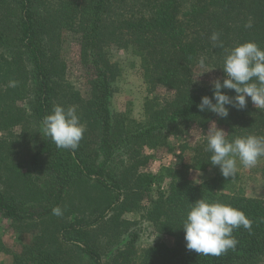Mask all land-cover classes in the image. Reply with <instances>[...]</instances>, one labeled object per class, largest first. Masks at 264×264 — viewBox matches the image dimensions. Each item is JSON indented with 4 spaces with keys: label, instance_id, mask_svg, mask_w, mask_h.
<instances>
[{
    "label": "trees",
    "instance_id": "obj_1",
    "mask_svg": "<svg viewBox=\"0 0 264 264\" xmlns=\"http://www.w3.org/2000/svg\"><path fill=\"white\" fill-rule=\"evenodd\" d=\"M69 41L85 89L70 77ZM249 41L264 48V0H0V220L18 237L32 236L12 252L0 235V255L11 254L12 264H264V199L246 194L239 171L223 177L205 150L212 122L229 140L264 136V110L249 101L221 118L197 107L213 96L200 71L214 69L222 81L226 50ZM113 45L140 60L143 121L113 108L123 73L112 62ZM55 105L77 106L87 126L74 152L43 133ZM191 129L201 137L181 147L191 150L190 162L152 171L145 150L172 153L171 137ZM211 170L212 178L192 179ZM202 198L252 222L250 230H234V250L213 256L187 249L183 221ZM57 206L63 215H53ZM129 213H142L171 242L139 246Z\"/></svg>",
    "mask_w": 264,
    "mask_h": 264
},
{
    "label": "clouds",
    "instance_id": "obj_2",
    "mask_svg": "<svg viewBox=\"0 0 264 264\" xmlns=\"http://www.w3.org/2000/svg\"><path fill=\"white\" fill-rule=\"evenodd\" d=\"M252 26L250 18L245 27ZM220 35L219 32H213L211 40L216 47L223 48ZM226 52L222 68L224 78L222 81L220 78L212 81L213 96L202 97L197 105L198 109L227 118L229 106L237 110L245 109L250 98L257 109L264 110V48L249 41ZM206 59L200 58L201 67H206ZM225 89L234 91L235 96L226 94ZM86 131L87 126L81 122L75 105L67 108L55 105L43 120V133L52 139L57 148L74 152ZM227 136L228 133L212 122L206 134L205 150L212 154L210 164L218 166L223 177L235 178L238 165L251 168L264 157V136L249 134L236 136L232 140ZM52 213L56 216L63 215L59 206L54 207ZM241 226L248 230L252 227V222L244 212L231 205L202 198L190 203L182 229L188 250L202 255L220 256L229 249L236 248L239 241L233 232Z\"/></svg>",
    "mask_w": 264,
    "mask_h": 264
},
{
    "label": "rangeland",
    "instance_id": "obj_3",
    "mask_svg": "<svg viewBox=\"0 0 264 264\" xmlns=\"http://www.w3.org/2000/svg\"><path fill=\"white\" fill-rule=\"evenodd\" d=\"M70 43L71 41L67 42L68 45H66L68 62L72 74L70 77L85 89V85L80 80V78L83 80V70L78 67L79 64L76 62L77 57H75V54L77 50L71 48ZM110 53L112 62L119 64L123 69L122 75L115 83L116 93L113 97V108L117 112H128L138 121H143L145 118L143 105L148 93L147 87L141 77L140 60L114 45L111 46ZM200 77L201 81H204L203 83H211L219 77V74L214 69H202ZM161 93L165 94L164 91H161ZM249 101H251L250 98ZM199 137H201L200 131L194 129L188 130L176 137L172 136L170 141L175 148L172 153L164 148L158 149L156 152L146 149L145 152L153 156L149 163V168L154 172H158L163 166L176 168L180 167L182 163L190 162L192 157L191 150L188 149L182 152L181 147L185 144H193ZM262 168L263 160H259L256 166L251 168L238 165L239 173L246 175L239 185H243L247 195L264 199ZM214 176L215 172L212 170L208 172H196L192 174V179L199 182ZM141 215L142 213L127 214L128 219L138 222L137 229L140 232L139 246L145 247L158 241L171 242L166 237L159 235L149 222L141 218ZM0 235L11 248L12 252L20 250L21 245L28 243L32 237L30 234L18 237L19 235L10 227V221L6 219L0 220ZM0 264H12V255L1 254Z\"/></svg>",
    "mask_w": 264,
    "mask_h": 264
},
{
    "label": "built area",
    "instance_id": "obj_4",
    "mask_svg": "<svg viewBox=\"0 0 264 264\" xmlns=\"http://www.w3.org/2000/svg\"><path fill=\"white\" fill-rule=\"evenodd\" d=\"M162 189H164V186L162 187Z\"/></svg>",
    "mask_w": 264,
    "mask_h": 264
}]
</instances>
